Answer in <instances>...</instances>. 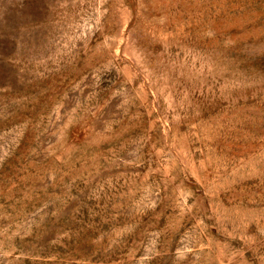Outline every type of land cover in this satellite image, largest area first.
Instances as JSON below:
<instances>
[{
	"label": "rangeland",
	"instance_id": "374dc122",
	"mask_svg": "<svg viewBox=\"0 0 264 264\" xmlns=\"http://www.w3.org/2000/svg\"><path fill=\"white\" fill-rule=\"evenodd\" d=\"M0 264H264V0H0Z\"/></svg>",
	"mask_w": 264,
	"mask_h": 264
}]
</instances>
